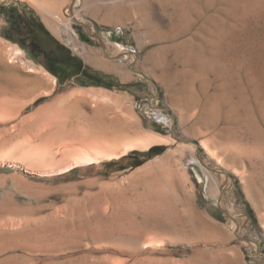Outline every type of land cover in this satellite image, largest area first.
Returning a JSON list of instances; mask_svg holds the SVG:
<instances>
[{
    "label": "rangeland",
    "instance_id": "rangeland-1",
    "mask_svg": "<svg viewBox=\"0 0 264 264\" xmlns=\"http://www.w3.org/2000/svg\"><path fill=\"white\" fill-rule=\"evenodd\" d=\"M51 12L28 0H0V39L56 77L53 95L29 102L25 115L55 108L61 143L149 132L165 140L47 176L0 165V201L11 197L13 206L28 209L21 213L26 217H8H62L70 208L78 216L83 207L80 218L97 230L115 200L118 214H132L139 227L154 225L163 240L157 247L125 235L95 242L86 230L78 239L84 246L61 248L53 263L146 257L165 264H264V0H64ZM66 17L84 51L58 32ZM118 43L134 58L118 54ZM1 72L0 85L18 93L17 81ZM110 148L116 149H101ZM183 157L187 174L177 169ZM97 203L104 215L95 222Z\"/></svg>",
    "mask_w": 264,
    "mask_h": 264
},
{
    "label": "bare ground",
    "instance_id": "bare-ground-1",
    "mask_svg": "<svg viewBox=\"0 0 264 264\" xmlns=\"http://www.w3.org/2000/svg\"><path fill=\"white\" fill-rule=\"evenodd\" d=\"M28 1L40 7L43 11L52 13L51 9L53 8V6L57 3L59 4L63 2L64 0H28ZM72 17H74V15ZM72 17H66L63 20L59 19L58 26H57L59 28L58 32L67 37V39L66 38L65 39L69 40V43L74 50L78 51L79 48H81V50L84 51V47L82 44H80L77 37L71 34ZM117 47H118V50H117L118 54L122 53L124 55H127L126 53L130 51L126 49V47L123 46L121 43H118ZM127 56L133 59L135 55L130 54ZM0 67H2V72L4 76L15 79L17 81L16 83L20 85V89H19L20 91L16 94L13 92L10 93L9 91H7L6 88L9 86L5 87L6 85L5 86L0 85V165L12 164L16 166L17 164H19L23 168H26V169L28 168L32 171L34 170V172L39 175L44 174L47 176L48 174L53 175V174H56L57 172H60V173L67 172L75 166L88 165L91 163H95L99 161L100 159L103 160V159H111L114 157L116 158L120 154L122 155L133 149H143L144 150L150 147V145L157 143L159 141H162L164 139V137L160 134H156L155 132L154 133L149 132V133L144 134L140 138L126 139L123 141L122 139L117 138L114 140H109V139L101 140L99 142L81 141L79 143L65 140L63 141V143H61L62 138L59 135V125L56 122V118L54 116L56 112L54 113L53 111L55 108L52 107L51 109H49L48 112H46L45 107H41L35 110L29 116L25 115V109H26V106H28L29 102L34 101L37 98H40L43 96L53 95L52 93L54 92V90H56V86H57L56 77L50 74L49 72H47L45 69L35 66L32 61L26 59V56L20 47L14 44H11V43H7L1 39H0ZM10 84L11 83H9V85ZM72 93L73 92H71L70 94L72 95ZM58 98L59 97L57 96L54 98V100H57ZM100 98L102 100L107 101L104 95H100ZM54 100H52L51 104L53 103ZM159 117H160L159 119L161 120L162 117L161 116ZM112 146L116 147V149L118 147V149L116 150V149L110 148L108 149V151L106 149H101L103 147L109 148ZM201 146L205 149V151L211 152V148L204 141L201 142ZM70 154H74L73 158L71 157L72 159L69 156ZM185 157L181 158V161L179 162L180 167H177V169L180 168L179 171H182L181 173L187 174L188 173L187 170L183 168L182 166L183 164L182 160ZM187 157H189V159H191L192 161H195V162L197 161L199 164V167H201L202 170L204 171L202 163L198 161V159L194 156V154H190ZM16 178H13V179L16 181ZM1 181L2 179H0V182ZM19 181L22 182V179L20 178ZM25 181L23 182L26 184ZM30 184H28V186H30ZM24 187L25 186H23V188ZM27 188L34 189L33 186L27 187ZM20 189L23 190L22 188ZM2 190L5 191L4 188ZM38 191L36 190L34 192H38ZM6 192H9V191L6 190ZM23 192H25V189ZM29 192L30 191H28L27 193V197L29 195ZM43 192L44 191L42 190V193ZM156 192L154 193L155 195H156ZM11 193H10V196H11ZM7 194L9 195V193ZM13 194L17 195V193H14V191H13ZM41 195L42 194L40 191V196ZM35 196L36 195L32 197L35 198ZM111 196L113 195H110V197ZM6 198L8 197L6 196ZM9 199L10 201L14 200V199L11 200V197ZM6 200L0 201V218L4 217L5 215L8 217V214L9 215L12 214L14 216L21 215L20 217H26L25 215L26 213L23 216L21 213L26 212V211L28 212V209H26L25 211V209L24 210L20 209L19 206L17 208V205L19 204L20 206H22L21 203L16 202L17 205L13 206V203L15 202L10 203V201L8 202ZM112 203L113 204L111 206L110 214L107 215V218H105L106 219L105 221H100V223L97 224L98 225L97 230L95 228L93 229V227L90 228V225H89L90 222H88L89 220L87 221V219H84V220L81 219L83 216L85 218V215L87 214L85 213L86 209L83 207L80 209L75 207V209L79 210L77 211L78 216L77 215L74 216V214L76 213L74 211V208H70L68 206L70 209H68V211L62 217L54 215L49 218L43 219V218H32L33 216L31 217L30 215L29 216L30 218H29L28 213H27L28 218H24V219L17 221V219L14 217L15 220H13L11 223L8 222L7 220L3 221L1 220L2 219L1 218L0 220L3 222L2 223L0 222V264H165L163 262H160V261H157L151 258H146V257L140 260H131L129 262L124 261V260L120 261L123 258L119 260L117 258V260L116 259L115 260L105 259V260H98V261H92L91 259L88 260V258L86 257H82L81 259H74V260H72L71 258L67 260L66 258V260H63L60 263L59 262L53 263V260H54L53 253L57 252L56 254H58V251L61 250V248L65 246H68L70 248V246L73 247L75 245L77 246L81 245V247H83L84 245H82V243H80V240L78 239L83 238L85 236V235L83 236V234H85L83 231L86 232V230L88 232V236L90 237V239H92V241H95V242H99L101 240H107V239L114 241L119 236L123 237L125 235L131 239L133 238L139 241L143 240L141 241L142 243L140 244L144 245L145 247H153V246L157 247L158 245H162L163 243V240H161L162 237L161 236L159 237V234L161 232L160 233L158 232L160 231V229L157 230L156 227H153L154 225L152 227L149 225H148L149 227L148 226L139 227L136 223L138 220L137 221L134 220L132 218L133 216L132 214H131L132 216L126 213L125 214L123 213L124 215L118 214V210L121 209L120 205H118V203L115 200H113ZM93 204H94V201H93ZM92 205L91 206L87 205V206L91 208ZM97 205H99L98 208L96 209L95 212L92 213V220H94L95 222L98 221L97 219L100 218L101 215H104V212L100 208L101 204L97 203ZM26 206H29L30 208L32 207L30 206V204ZM36 206H33V208ZM34 209L36 210V208ZM79 215L82 217L80 218ZM11 217H8V218L11 219ZM74 217L76 221L73 219ZM4 218L6 219V217ZM74 223H76L79 226L84 225L86 227L82 228L81 226L78 229H74ZM9 226H11V228ZM100 227L102 228L100 229ZM50 238L52 239V241H54V243L51 244ZM178 242H180V240ZM117 247L119 248V245ZM69 248L67 249L69 250ZM75 249L73 248L72 251H74ZM138 250L139 249L137 248V251ZM65 251L62 250L61 252L65 253Z\"/></svg>",
    "mask_w": 264,
    "mask_h": 264
},
{
    "label": "trees",
    "instance_id": "trees-1",
    "mask_svg": "<svg viewBox=\"0 0 264 264\" xmlns=\"http://www.w3.org/2000/svg\"><path fill=\"white\" fill-rule=\"evenodd\" d=\"M68 58H70V57H68ZM74 62H75V65H76L77 68H81V67H82L80 61H78V60H74ZM60 63H61V64H59V65H63L62 62H60ZM63 72H64V70H63V68H62V66H61L60 69H59L55 74L58 75L59 77H61V74H62Z\"/></svg>",
    "mask_w": 264,
    "mask_h": 264
},
{
    "label": "built area",
    "instance_id": "built-area-1",
    "mask_svg": "<svg viewBox=\"0 0 264 264\" xmlns=\"http://www.w3.org/2000/svg\"><path fill=\"white\" fill-rule=\"evenodd\" d=\"M156 119H159L160 117L158 115L155 116ZM160 120V119H159Z\"/></svg>",
    "mask_w": 264,
    "mask_h": 264
}]
</instances>
